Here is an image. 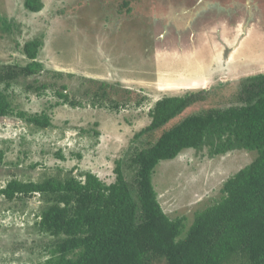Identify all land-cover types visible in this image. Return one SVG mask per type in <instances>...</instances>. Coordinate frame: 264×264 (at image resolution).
I'll return each mask as SVG.
<instances>
[{"label": "rangeland", "instance_id": "1", "mask_svg": "<svg viewBox=\"0 0 264 264\" xmlns=\"http://www.w3.org/2000/svg\"><path fill=\"white\" fill-rule=\"evenodd\" d=\"M43 2V9L33 12L24 0H0V11L17 22L11 34L0 30V64L25 65L24 43L43 37L38 58L46 70L16 80L8 90L12 101L29 114L47 109L53 119L51 127L35 130L15 115L0 118V148L6 151L0 188L13 177L39 181L71 169L75 174L90 170L111 182L115 161L145 138L133 141L150 123L151 107L159 98L203 88L213 92L168 127L193 112L224 104L239 79L264 72V0ZM54 71L65 73L59 81L68 82L70 95L79 93V99L87 98L93 82L106 81L105 106L50 109L57 100L52 90L47 96L25 90L34 79L53 82ZM113 100L121 103L118 109L111 107ZM59 150L66 160L56 157ZM255 155L234 150L211 157L207 148L186 149L161 162L153 182L164 210L171 217L185 213L191 219ZM34 162L41 165L32 167ZM43 204L39 196L10 202L0 194V264L44 259L35 246L46 236L34 225Z\"/></svg>", "mask_w": 264, "mask_h": 264}, {"label": "trees", "instance_id": "2", "mask_svg": "<svg viewBox=\"0 0 264 264\" xmlns=\"http://www.w3.org/2000/svg\"><path fill=\"white\" fill-rule=\"evenodd\" d=\"M24 6L39 12L44 2L24 0ZM16 27L17 22L0 11V30L11 34ZM42 45L41 35L24 43L25 65L0 64V118L15 115L34 129L51 127L52 116L47 109L34 114L17 109L8 90L21 77L44 73L38 58ZM63 76L54 71L55 81L39 84L34 79L36 83L28 82L25 90L40 96L52 90L57 100L50 109L63 104L78 107L86 101L105 106L106 81L96 80L87 98L79 99L59 82ZM237 82L224 104L193 112L168 127L187 107L208 100L213 92L203 88L159 98L151 107L150 123L133 141L145 138L115 161L111 182L90 170L75 174L71 169L39 181L13 177L1 187L8 201L39 196L44 202L34 222L46 236L35 246L44 259L34 264H264V72ZM120 105L111 102L114 109ZM205 148L211 157L234 150L256 155L229 175L219 196L199 207L191 219L185 213L171 217L159 200L153 174L161 162L174 160L182 151ZM5 157L0 148V166ZM56 157L67 159L61 150Z\"/></svg>", "mask_w": 264, "mask_h": 264}, {"label": "flooded vegetation", "instance_id": "3", "mask_svg": "<svg viewBox=\"0 0 264 264\" xmlns=\"http://www.w3.org/2000/svg\"><path fill=\"white\" fill-rule=\"evenodd\" d=\"M43 74H44V73H43ZM43 74H41V75H43ZM66 75H68V76H70V77L72 76V74H66ZM68 76H67V77H68ZM62 79L65 80V73H64V76H63ZM62 79H61V80H62ZM45 80L48 81V78H46ZM47 81H44V82H47ZM59 82H60V81H59ZM60 83H66V81H65V82H60ZM66 84H67V86H68L67 89L69 90V84H68V82H67ZM86 90L88 91L89 89H86ZM78 95H79V93H78ZM78 95H77V97H78ZM89 98H90V97H89ZM30 199H31V198H30ZM18 200H20V199H14L13 202H16V201H18ZM27 201H28V199H27ZM10 202H12V201H10ZM35 227H36V226H35Z\"/></svg>", "mask_w": 264, "mask_h": 264}, {"label": "clouds", "instance_id": "4", "mask_svg": "<svg viewBox=\"0 0 264 264\" xmlns=\"http://www.w3.org/2000/svg\"><path fill=\"white\" fill-rule=\"evenodd\" d=\"M67 90V92H69L68 91V89H66ZM79 98V97H78ZM82 98H84V97H82ZM81 99V98H80ZM64 105V104H63ZM67 105V104H66ZM85 105H90V106H92V104L90 103V102H88V101H86V102H84V104L82 105V106H78V107H86ZM72 107V106H71ZM93 107V106H92ZM73 108H76V107H73Z\"/></svg>", "mask_w": 264, "mask_h": 264}]
</instances>
